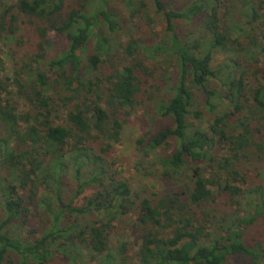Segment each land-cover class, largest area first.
Segmentation results:
<instances>
[{"label":"trees","instance_id":"trees-1","mask_svg":"<svg viewBox=\"0 0 264 264\" xmlns=\"http://www.w3.org/2000/svg\"><path fill=\"white\" fill-rule=\"evenodd\" d=\"M176 4L123 0V20L112 0H0V264H264V0ZM151 6L164 30L144 47ZM142 108V169L172 192L109 157ZM130 215L134 255L112 240Z\"/></svg>","mask_w":264,"mask_h":264},{"label":"rangeland","instance_id":"rangeland-1","mask_svg":"<svg viewBox=\"0 0 264 264\" xmlns=\"http://www.w3.org/2000/svg\"><path fill=\"white\" fill-rule=\"evenodd\" d=\"M176 1V6L180 7L185 3L186 0H172ZM114 5V10L122 17L124 20L127 18L128 11L126 10L125 6L123 5V0H112ZM241 12V10L239 11ZM150 13L155 18V25L153 28L147 27L144 25V22L141 23V28H135V32L138 36L143 39L144 47H151L155 43L160 40V36L164 30L163 25L161 23L160 17L154 15V9L150 7ZM127 25V24H126ZM198 25L192 23H185V22H178V30L182 33H189L192 32ZM130 27L126 26L124 32L129 31ZM121 38L123 40L127 39L125 33L121 34ZM25 45L22 48V52H26L31 49L29 41H27L28 36L25 38ZM8 41L0 40V53L6 60L7 70L11 72L12 63L11 59L9 58L8 54L10 51L9 46L7 45ZM35 50V47L33 48ZM55 50L53 49L51 53ZM148 54V52H146ZM223 58L222 55L217 56V60L220 61ZM161 60V58H159ZM261 65H264V57L261 58ZM173 71V69H172ZM211 85L215 86V82H212ZM169 86H165L161 94L165 95L167 93L166 88ZM200 104V105H199ZM202 101L201 98L198 97V105L201 106ZM146 119H145V118ZM148 114H146V110L144 108L138 109L137 113H133L129 117V124L126 125L125 131L123 134L122 141L116 144L109 154V157L113 160H116L117 168L122 173L125 178H128L133 185L134 188L138 189L145 186L149 191L152 192H172L179 188L178 185H175L174 181H169L167 179L161 178L158 175L157 170L153 169L152 175H146L142 168H148L154 163L155 157L148 156L142 157L140 153L137 151V139L141 137L146 131L150 128L147 126V123L150 122ZM205 119H208V116H205ZM160 125H164L163 121H160ZM256 171L252 168L251 171V182L256 181L254 175ZM180 185V184H179ZM96 191V188L89 187L83 193V195L76 201L78 205L84 204L85 201ZM136 223V217L133 215L127 216L123 218L119 223L116 224V228L113 235V243L114 245H118L121 243L127 244V248L129 250V254L134 255L138 249L140 241L137 238V235L134 231ZM40 223H37V217H30V221L28 225L24 229V233H28L34 228H37ZM256 228L252 229L251 232H254ZM113 245V246H114ZM234 264H238V262H234Z\"/></svg>","mask_w":264,"mask_h":264}]
</instances>
